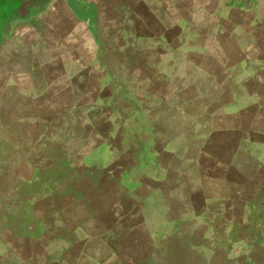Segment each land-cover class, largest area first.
<instances>
[{
    "label": "rangeland",
    "instance_id": "rangeland-1",
    "mask_svg": "<svg viewBox=\"0 0 264 264\" xmlns=\"http://www.w3.org/2000/svg\"><path fill=\"white\" fill-rule=\"evenodd\" d=\"M23 10L16 0L0 6V38ZM158 11L139 34L133 21L127 32L99 29L88 14V53L62 59L68 74L94 69L77 92L62 78L61 92L45 98L24 88L0 94V165L50 173L54 190L15 189L35 199L24 206L32 240L35 215L47 211L41 201L57 199L67 229L89 232L94 264H224L229 245L214 255L213 230L206 247L200 233L218 223L220 196L256 193L247 181L264 166V139L252 129L264 119V0H160ZM2 194L0 228L10 208ZM84 255L71 249L65 264H88Z\"/></svg>",
    "mask_w": 264,
    "mask_h": 264
},
{
    "label": "crops",
    "instance_id": "crops-1",
    "mask_svg": "<svg viewBox=\"0 0 264 264\" xmlns=\"http://www.w3.org/2000/svg\"><path fill=\"white\" fill-rule=\"evenodd\" d=\"M7 1L0 0V6L5 5ZM16 1L24 9L23 16H20L18 24L11 26L8 33L0 38V94L3 96L10 92L19 93L21 88H24L33 94L27 96L29 99H34V94H43L45 98L47 93L61 92L62 78L66 80L64 85L75 93L79 88V77L87 78L93 74L94 69L90 67L84 68L81 74L79 70L68 74L62 68L64 55L69 57V60L79 61V58H85V52L88 53L84 47L87 41L80 37H91L88 14H96L99 29L118 28L127 32L128 24L133 21V27L136 29L134 34H139V29L142 31L148 28V23H145L146 14L157 15L160 6V0ZM170 2L173 4L174 0ZM81 11L85 15L84 18L80 15ZM18 14L14 12L15 16ZM153 33L151 31L149 35L155 37ZM39 98L41 99V96ZM5 103L0 100V109L7 108ZM252 125L253 130H258L257 136L264 139V119L261 127L259 120H254ZM256 172L258 174H255L254 180L247 181L248 190L253 189L256 193L248 197H241L235 192L226 198L220 196L221 200L217 206L223 208L215 209L214 214L218 223H208L200 233L201 244L206 247L204 233L207 229L213 230L214 248L207 246V249L211 248L214 255L220 248L221 241L229 245L224 264H264V166ZM48 173L46 169L32 166L30 163L22 167L0 165V193L4 194L8 190L4 194V200H7L2 201L10 206L3 216L6 222L0 228V234L6 232L2 235L5 240L0 239L3 245L0 247V264H65V253L74 248L78 259H83L81 257H84V254H91L86 262L95 263L94 250L90 252L87 250V244L83 245L85 241H89V232L83 230L84 237L77 238L80 227L76 230V226L72 224L67 229L63 222L66 218L57 207L56 197V203L41 201L47 205V211L35 215L34 220L38 227L35 239L32 240L31 228L25 227V222L29 224L31 221V213L28 211L31 207L26 209L24 206H32L35 199L30 196V192L21 196L15 189L53 188L47 179ZM31 174L37 178L31 177ZM247 176L249 178L251 174ZM16 201L18 205H23V212H15ZM55 208L57 211H54ZM16 221L22 222V228L15 230ZM60 221L63 224L59 226L57 223H61ZM49 234L52 238L47 237ZM64 238L70 242L61 248L51 246ZM38 246L40 252H36ZM213 259L205 261L206 264L214 263Z\"/></svg>",
    "mask_w": 264,
    "mask_h": 264
},
{
    "label": "flooded vegetation",
    "instance_id": "flooded-vegetation-1",
    "mask_svg": "<svg viewBox=\"0 0 264 264\" xmlns=\"http://www.w3.org/2000/svg\"><path fill=\"white\" fill-rule=\"evenodd\" d=\"M12 1V0H11ZM15 1V0H14Z\"/></svg>",
    "mask_w": 264,
    "mask_h": 264
}]
</instances>
